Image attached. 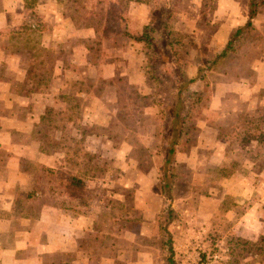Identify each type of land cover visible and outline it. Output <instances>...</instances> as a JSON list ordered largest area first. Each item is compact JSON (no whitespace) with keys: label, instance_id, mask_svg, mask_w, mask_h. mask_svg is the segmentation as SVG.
<instances>
[{"label":"rangeland","instance_id":"obj_1","mask_svg":"<svg viewBox=\"0 0 264 264\" xmlns=\"http://www.w3.org/2000/svg\"><path fill=\"white\" fill-rule=\"evenodd\" d=\"M100 1L89 2L98 4L97 17L87 20L90 10L79 12L84 0H39L25 9L20 29H4L1 129L18 131L21 145H41L47 158L33 164L34 173L43 166L79 173L93 195L114 201L82 222L96 229V245L109 235L114 264H169L170 257L175 264H264V6L245 50L207 75L211 104L191 131L169 204L157 167L161 124L135 40L157 5ZM174 5L175 26L186 34L177 54L189 61L190 76L225 48L234 20L249 13L248 0ZM45 21L50 34L30 30ZM23 158L27 167L30 158ZM55 241L61 245L62 237ZM57 256L55 264L68 258Z\"/></svg>","mask_w":264,"mask_h":264},{"label":"trees","instance_id":"obj_2","mask_svg":"<svg viewBox=\"0 0 264 264\" xmlns=\"http://www.w3.org/2000/svg\"><path fill=\"white\" fill-rule=\"evenodd\" d=\"M91 1L93 0H84V5L79 11L82 13L86 9L90 10L88 12L90 17L86 14L82 16L87 20L93 16L97 17L98 4L89 6ZM112 1L117 3L118 0ZM128 1L141 5L152 3L157 5L151 20L137 34L135 40L143 46V75L153 86L150 98L157 108L161 124V147L156 153L160 190L171 204L175 202L173 192L179 181L181 160L189 146L191 131L196 130L200 115L211 104L212 94L207 75L226 64L235 54L243 52L250 36L259 33L256 21L259 9L264 6V0H248V20L234 30L231 39L220 53L212 59L195 65L194 76L189 75V61L188 65L185 64L177 54L184 47L186 34L175 26L177 13L174 10L175 5L173 6L174 0ZM176 1L178 3L179 0ZM41 24L40 26L34 23L29 28L33 32L44 34L48 26ZM198 85L202 86L200 90L195 89ZM49 176L51 184L47 191L57 208L72 211L77 215L81 213L88 215L94 214L100 208L102 211H107L114 204V201L106 196L93 195L79 173L73 175L62 170H51ZM168 209L170 217L172 205H168ZM123 224L126 226L129 222ZM167 245L173 256L172 241L168 240ZM168 262L175 264L172 257Z\"/></svg>","mask_w":264,"mask_h":264},{"label":"crops","instance_id":"obj_3","mask_svg":"<svg viewBox=\"0 0 264 264\" xmlns=\"http://www.w3.org/2000/svg\"><path fill=\"white\" fill-rule=\"evenodd\" d=\"M38 1L0 0V37L3 36L4 29L18 30L26 24L25 9H29L31 3L39 5ZM45 17L47 18L46 15ZM239 17L234 20L232 30L248 20L247 12ZM48 22L45 21L48 26L45 35L51 33L52 23ZM3 50L4 45L0 44V66L3 65ZM11 90L10 86L9 92L18 96L17 91ZM17 134L18 131L2 130L0 127V264H55L51 258H56L61 253L68 257L62 264H75V261L80 264H114L111 262V255L115 247L106 243L109 235L102 237L103 241H98L100 245H96V229L90 227L91 225L86 228L82 226L83 220L91 222L89 219L93 213L77 215L53 204L47 191L51 184V170H44L43 166L38 173H34L33 169V164L44 165L47 156L37 148L41 146L39 143L31 141L29 145H21ZM23 147L33 152L31 157L19 149ZM22 156L30 158L27 167L22 165ZM43 173L49 179L45 185L40 179ZM54 215L62 216V221L55 217L51 219ZM60 236L61 245L55 241ZM71 260L73 261L70 262Z\"/></svg>","mask_w":264,"mask_h":264}]
</instances>
